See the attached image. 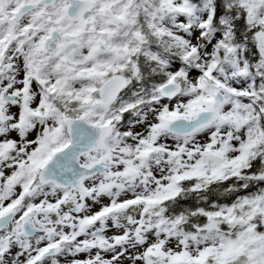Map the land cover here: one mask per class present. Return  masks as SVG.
Returning a JSON list of instances; mask_svg holds the SVG:
<instances>
[{
	"label": "snow or ice",
	"instance_id": "6c2138e0",
	"mask_svg": "<svg viewBox=\"0 0 264 264\" xmlns=\"http://www.w3.org/2000/svg\"><path fill=\"white\" fill-rule=\"evenodd\" d=\"M0 264H264V0H0Z\"/></svg>",
	"mask_w": 264,
	"mask_h": 264
}]
</instances>
